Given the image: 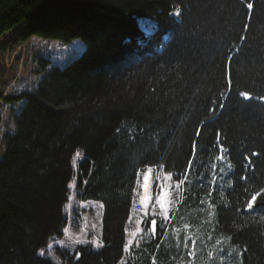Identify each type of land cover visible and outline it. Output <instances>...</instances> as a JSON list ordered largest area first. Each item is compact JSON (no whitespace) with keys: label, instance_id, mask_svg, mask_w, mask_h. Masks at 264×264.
<instances>
[{"label":"trees","instance_id":"obj_1","mask_svg":"<svg viewBox=\"0 0 264 264\" xmlns=\"http://www.w3.org/2000/svg\"><path fill=\"white\" fill-rule=\"evenodd\" d=\"M12 31L85 49L41 59L36 85L5 97L19 106L0 133V264H177L191 249L193 264H264V207L249 210L264 187V0H0V50ZM157 167L177 209L129 246L139 178ZM73 179L104 205L103 244L54 260L41 250L63 234Z\"/></svg>","mask_w":264,"mask_h":264},{"label":"rangeland","instance_id":"obj_2","mask_svg":"<svg viewBox=\"0 0 264 264\" xmlns=\"http://www.w3.org/2000/svg\"><path fill=\"white\" fill-rule=\"evenodd\" d=\"M173 15L179 17L180 9L174 10ZM140 27L145 34L150 35L154 31L155 20L141 18ZM14 32L12 31L5 36L4 41L7 42V46L4 50H0V113L4 118L2 125H0V133L5 130L7 124L12 122L14 126L13 113L15 108L19 106L17 103L16 107L7 103L5 97L10 94H18L24 89H31L36 85L38 79L34 69L40 67L41 59L49 58L52 62L51 65L64 66L85 49V42L80 38L64 43L59 40L33 37L27 42L15 45L13 43ZM149 169L151 172L148 171ZM149 169L139 178L137 199L128 228L129 246L141 234L143 223L150 222L149 229L154 231L156 225L160 227V219L163 215L166 219H170L172 217L170 212L172 211L174 214L177 209L175 202L179 200L178 182L163 167ZM76 183V179H73L69 184V200L66 206L68 221L63 234L52 239L49 245L42 249V255L54 260L58 259L55 247L73 248L77 244L90 242L95 248H99L103 244L104 205L98 200L79 198ZM188 226L187 224L178 225L172 227L171 231L168 228L165 233L168 240L166 245L168 247H180L181 237L178 230H183ZM171 255V260H175L174 252ZM195 255L196 252L191 249L187 256L182 254L179 257L181 261L177 264H193ZM158 261L164 262L163 257L161 256Z\"/></svg>","mask_w":264,"mask_h":264},{"label":"water","instance_id":"obj_3","mask_svg":"<svg viewBox=\"0 0 264 264\" xmlns=\"http://www.w3.org/2000/svg\"><path fill=\"white\" fill-rule=\"evenodd\" d=\"M264 190V187L261 189ZM259 191L258 193H260V195H256V199L253 201V203L251 204L252 206L249 207V210H255L258 207H264V191Z\"/></svg>","mask_w":264,"mask_h":264},{"label":"snow or ice","instance_id":"obj_4","mask_svg":"<svg viewBox=\"0 0 264 264\" xmlns=\"http://www.w3.org/2000/svg\"><path fill=\"white\" fill-rule=\"evenodd\" d=\"M248 7L249 8H251L252 7V5L251 4H249L248 5ZM242 95H245V96H247L248 94L247 93H242ZM77 155H79L78 153H77ZM149 172H151V169H149L148 170ZM145 179L147 180V177H145ZM261 191H264V190H261ZM257 195H260V193H257ZM256 199V197L254 196V197H252V200L254 201ZM252 205H251V203H249V207H251ZM154 223V222H153ZM41 254H43V250H42V252H41Z\"/></svg>","mask_w":264,"mask_h":264}]
</instances>
